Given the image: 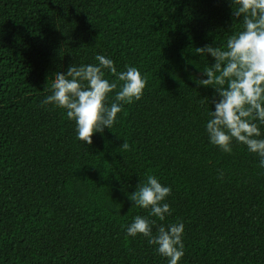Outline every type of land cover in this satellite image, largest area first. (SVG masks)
Listing matches in <instances>:
<instances>
[{
    "label": "trees",
    "instance_id": "16d2710c",
    "mask_svg": "<svg viewBox=\"0 0 264 264\" xmlns=\"http://www.w3.org/2000/svg\"><path fill=\"white\" fill-rule=\"evenodd\" d=\"M232 7L0 0V264H167L147 238L125 234L136 215L155 221L154 234L184 223L179 264H264V168L243 144L225 153L208 142L214 90L196 83L213 61L196 47L225 48L243 30ZM97 54L117 71L137 66L147 82L84 144L65 110L42 101L56 72ZM148 175L171 186L164 221L130 200Z\"/></svg>",
    "mask_w": 264,
    "mask_h": 264
},
{
    "label": "clouds",
    "instance_id": "9594fccd",
    "mask_svg": "<svg viewBox=\"0 0 264 264\" xmlns=\"http://www.w3.org/2000/svg\"><path fill=\"white\" fill-rule=\"evenodd\" d=\"M237 4L231 15L243 17V30L230 35L226 47L205 44L196 47V53L213 58L210 66L200 69L196 83L211 86L214 94L208 102L214 107L208 112L204 129L208 142L225 153L233 151L234 142L243 144L249 153L258 157V166L264 168V0H231ZM97 63L70 64L66 72H56L51 94L42 101L65 110L74 121L76 138L91 144L93 133L112 129L124 104L140 100L146 78L135 65H125L117 71L115 62L103 54L95 56ZM105 70L115 79L105 77ZM115 91L108 103L109 93ZM124 147L127 143L124 142ZM222 175V174H221ZM171 186L161 183L155 175H148L146 183L137 184L131 192L133 205L148 209L149 215L164 221L171 214L165 202ZM136 215L127 224L129 237L142 235L155 251L167 258V264H179L184 255V223H161Z\"/></svg>",
    "mask_w": 264,
    "mask_h": 264
}]
</instances>
